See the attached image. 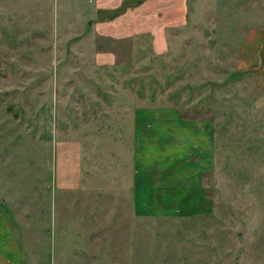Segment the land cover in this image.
I'll use <instances>...</instances> for the list:
<instances>
[{
	"label": "rangeland",
	"instance_id": "rangeland-1",
	"mask_svg": "<svg viewBox=\"0 0 264 264\" xmlns=\"http://www.w3.org/2000/svg\"><path fill=\"white\" fill-rule=\"evenodd\" d=\"M141 1L105 9L104 20ZM81 10L66 11L62 0H0L1 197L34 202L42 195L50 212L60 156L70 161L75 139L83 169L128 174L130 138L114 128L126 120L131 98L121 91L128 86L145 106L171 103L215 123L214 161L205 174L212 213L156 220L144 233L145 260L264 264V46L263 60L253 65L242 63L235 47L248 16L236 10L229 17L240 23L234 32L169 33L170 47L159 49L150 31H92ZM97 53L109 59L106 66L95 64ZM125 180L110 186L119 189ZM52 225L49 217L48 233Z\"/></svg>",
	"mask_w": 264,
	"mask_h": 264
},
{
	"label": "crops",
	"instance_id": "crops-1",
	"mask_svg": "<svg viewBox=\"0 0 264 264\" xmlns=\"http://www.w3.org/2000/svg\"><path fill=\"white\" fill-rule=\"evenodd\" d=\"M85 1L62 0V6L68 12L74 6L82 8L80 17L97 33L126 37L150 31L159 49L170 47L169 33L217 32L218 27L234 32L240 23L229 17L237 10L248 16L242 22V42L235 46L243 59L239 62L253 65L263 60L264 0H232L236 2L232 5L231 0H142L108 20H104L105 9L125 0H89L90 6ZM96 59V65L109 63L104 53H97ZM123 62L128 67L129 61ZM126 74V81L137 77V68L129 78ZM137 91L122 88V96L131 99L124 102L126 120L114 127L129 135L133 168L116 176L101 168L85 170L81 141L73 140L76 157L69 161L60 156L50 212L42 195L36 194L31 202L20 200L19 195L0 194V264H207L146 261L144 233L156 220L212 213L215 202L205 174L214 161L215 123L206 117L185 116L171 103L145 106ZM101 125L96 127L102 129ZM125 178L123 187L111 188L110 184Z\"/></svg>",
	"mask_w": 264,
	"mask_h": 264
}]
</instances>
